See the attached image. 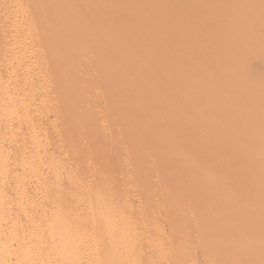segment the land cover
I'll return each instance as SVG.
<instances>
[{"label": "bare ground", "instance_id": "1", "mask_svg": "<svg viewBox=\"0 0 264 264\" xmlns=\"http://www.w3.org/2000/svg\"><path fill=\"white\" fill-rule=\"evenodd\" d=\"M130 33L137 37L129 42ZM175 92L176 99L167 97ZM184 121L197 133L212 122L227 140L209 150L191 139L189 153H177L178 143L173 152ZM141 124L168 127L154 141L160 151L171 149L169 158L178 155L164 163L177 174L153 181L132 169L117 176L120 164L109 152L124 146L140 155L152 126L147 141L122 139L143 136ZM87 139L93 156L73 155ZM103 149L110 157L94 159ZM211 168L227 179L215 184L203 172ZM136 183L153 188L135 191ZM241 188L249 195L236 199ZM263 194L264 0H0V264H175L183 246L162 248L166 239L150 225L226 216L233 231L251 210L256 216L236 225L238 246H227V254L236 253L232 264H264V253L249 247ZM180 195L194 207L163 209ZM154 201H164L161 212L143 210ZM215 247H205L212 262L222 259Z\"/></svg>", "mask_w": 264, "mask_h": 264}, {"label": "rangeland", "instance_id": "2", "mask_svg": "<svg viewBox=\"0 0 264 264\" xmlns=\"http://www.w3.org/2000/svg\"><path fill=\"white\" fill-rule=\"evenodd\" d=\"M21 6L23 7V6H25V4H21ZM82 20H84V19H82ZM81 20V21H82ZM85 21H87V20H85ZM87 22H89V21H87ZM90 23H92V21H90ZM33 24V25H32ZM31 26H33V27H36V26H40L39 25V22H34V23H31L30 24ZM111 30V29H110ZM113 31V30H112ZM97 32V34H99V32H100V30H98V31H96ZM102 33V31L100 32V34ZM130 39H128L129 40V42L130 41H134V39H136V37H137V33H130ZM88 39V37H86V35H85V37H84V39ZM131 38H133V39H131ZM128 43V42H127ZM68 68V67H67ZM64 69V68H63ZM65 69H66V67H65ZM192 84H193V81L191 82ZM187 84H189V82L187 83ZM184 85H185V83H184ZM68 90V89H67ZM64 91H66V88H64ZM176 93V94H175ZM174 93V95H173V93L172 94H169L167 97L168 98H170V99H176L177 98V95H178V92H175ZM56 95H57V92H56V94L55 93H51V94H48L46 97L47 98H50V97H55L54 99H56L57 97H56ZM171 96V97H170ZM175 96V97H174ZM174 97V98H173ZM204 114V116L207 118V116H208V112H204L203 113ZM204 117V118H205ZM204 118H202L203 120H204ZM177 119H178V117H177ZM201 119V118H200ZM200 119H198V120H195V122H199V123H197V125H199V124H201L202 122H203V120L201 121ZM190 121V120H189ZM201 121V122H200ZM188 122V121H187ZM144 124V123H143ZM179 124L180 125H178V126H187V123H185V121H184V124L182 123V125H181V123L179 122ZM207 124V125H206ZM205 125H204V128L203 129H201V131L200 132H196V130H197V128H196V130L194 131V129H195V127H193V126H195V125H192V127L190 128V127H188V129H186L187 127L185 126V127H183V129H182V135L180 136H177V138H176V140L174 141V145L173 146H171L172 148V151H173V149H174V151L173 152H175L176 151V148L175 147H177V149H178V144L180 145V148H179V150L177 151V153L179 152L180 153V151H181V149L183 150V151H181V153H184L185 152V150H187L186 148H185V144H187V145H191V146H194L193 144H194V142H192V140L193 141H196L195 142V144L197 143V140L198 141H200L199 139H201V140H204V141H202L203 143H201V145H206L207 147H208V145H210V144H212V145H210V148L212 149V147L213 148H216V147H220L219 146V144H221V142L224 140V139H226L227 140V137L226 138H224L225 137V133H224V135H223V131H221L222 129H221V127L219 126V127H217V125L216 124H212V122H210L209 124L208 123H206ZM211 124V125H210ZM166 125V124H165ZM208 125H210V128H208L207 126ZM149 126H150V124H146V127H145V125L143 126L142 124L140 125V129H141V131H144V130H146V132L144 131V133H143V136H142V133H139V132H133L132 134H134L133 136H131V137H129V136H126V137H128V138H124V139H122L125 143L126 142H128V144L131 142L132 144H135V143H137L138 141L136 140V142L134 141H132L133 139H138V140H140V139H144V138H146V137H148L150 134H152V132H151V129L153 128V132H155L154 134H152L151 136H149V137H151V140H149L148 141V144H146V147H145V149L143 150V151H141V152H139V153H141L140 155H137L138 154V152L137 153H135V152H132V153H127L126 151H122V148L124 147H122V146H117L116 148H115V151L113 150V151H111V152H109V153H111L110 154V156L112 157V158H110V159H113L114 160V162L115 163H117V165L118 164H120V165H118V166H120L119 168V171L117 172V176L118 177H120L122 174H124L125 172H127V170L129 171V170H135V172H138V170H139V172H142V173H144L146 176H147V178L148 177H150V178H148V180H153V181H159V179L161 180L162 178H163V180L164 179H166V178H169V177H172V176H174L175 174H177L176 172V170H175V168H173V167H171V166H169V163H168V167H166V165L164 164V163H166L165 161L167 160V162H170V161H172L173 159L175 160V157H176V160L178 159V155H174V156H170V158H169V156H167L166 154L167 153H171V149H169V148H167L166 150L164 149V150H162V151H160V149H157V146H156V142L155 141H158V140H162V139H164L165 138V133H166V131H168L169 129H168V127H167V129H164L166 126H163V125H161L162 127H164V128H162L160 125H159V127H161V128H159V127H157V129H156V127H154L152 124H151V126H152V128H151V126H150V128H149ZM178 126H176V127H178ZM191 126V125H190ZM192 128H194V129H192ZM205 128H207V129H205ZM221 130H220V129ZM150 129V130H149ZM156 131H155V130ZM70 130V129H69ZM72 130V129H71ZM70 130V131H71ZM148 130L151 132H148ZM193 131H194V133H193ZM203 131H204V134H202L203 133ZM185 132V133H184ZM147 133H149V134H147ZM199 135L197 138H196V136H197V134ZM97 134V133H96ZM100 133H98V135H99ZM131 134V135H132ZM190 134H191V136L193 135V134H196V136L194 135V138L196 139H194V138H192L191 136H190ZM98 135H96V136H98ZM146 135V136H145ZM200 135H201V137H200ZM100 136V135H99ZM101 136H102V134H101ZM138 136V137H137ZM205 137V139H204V137ZM156 138V139H155ZM187 138H190V140H187ZM203 138V139H202ZM91 139V138H90ZM181 139V140H180ZM192 139V140H191ZM223 139V140H222ZM155 140V141H154ZM86 141V140H85ZM82 142V146L80 147V149L78 150V149H75V151H73V155L74 154H77V155H79L80 153V155L79 156H89V153H91V152H93V150H91L92 148H93V146L95 147V145H94V141L93 140H91V141H89L88 139H87V142ZM93 141V142H92ZM144 141H145V139H144ZM146 141H147V138H146ZM154 141V142H153ZM192 142V143H189V142ZM150 142L152 143V144H150ZM154 143V144H153ZM176 143V144H175ZM178 143V144H177ZM205 143H208V144H205ZM150 144V145H149ZM183 144V145H182ZM88 145V146H87ZM91 145V146H90ZM149 147H148V146ZM216 145V146H215ZM90 146V147H89ZM152 146H154V148L152 147ZM156 146V147H155ZM182 146V147H181ZM205 146V147H206ZM92 147V148H91ZM204 147V146H203ZM224 147H227V145H225ZM79 148V147H78ZM159 148H162V147H159ZM183 148H185V150L183 149ZM188 148L189 149H192V147L190 148V146H188ZM210 148L208 147V149L210 150ZM117 149H119V150H117ZM124 149V148H123ZM154 149V150H153ZM187 150L186 151V153H189L188 151H190V150ZM87 150V151H86ZM91 150V151H90ZM121 150V151H120ZM156 150H158V151H156ZM170 150V151H169ZM213 150V149H212ZM101 151V152H100ZM100 151H96V152H98V155L96 156V157H93L94 159H100V161L101 160H103V158H106V157H110L108 154H106L105 152H107L108 153V150L106 151V149H103V150H100ZM103 151V152H102ZM156 151V152H155ZM159 151H160V153H159ZM86 154H85V153ZM112 152H113V154H112ZM167 152V153H166ZM191 152H192V150H191ZM94 153V152H93ZM93 153H91V155L93 154ZM84 154V155H83ZM97 154V153H96ZM115 154V155H114ZM157 154V155H156ZM158 154H161V155H159V157H158ZM168 154V155H169ZM114 155V156H113ZM157 157H156V156ZM93 156V155H92ZM129 156V157H128ZM156 158H155V157ZM167 156V157H166ZM128 157V158H127ZM154 157L156 160H158V158H159V161L157 162L155 159H152V158ZM109 159V158H108ZM109 159V160H110ZM106 160V159H105ZM152 160V161H151ZM155 160V161H154ZM164 160V161H163ZM111 161V160H110ZM163 163V164H154L153 165V163ZM148 163H150V164H148ZM167 164V163H166ZM142 165V166H141ZM158 165V166H157ZM163 165H165V167H163ZM149 167V168H148ZM161 167H163L164 169H162ZM140 168L142 169V170H140ZM143 168H144V170H143ZM118 169V168H117ZM116 169V170H117ZM124 172H123V171ZM217 169L216 168H211V170H204L203 172L205 173L206 172V174H210V176L211 177H213V175H214V179L215 180H213L214 181V183L215 184H219L218 183V181H221V182H224L227 178H226V176H224L225 175V173L224 174H222V172H219V170L218 171H216ZM123 173H122V172ZM146 172V173H145ZM147 172H149V173H147ZM215 172H216V174H215ZM218 172V173H217ZM118 173H119V175H118ZM122 173V174H121ZM222 174V175H221ZM123 176V175H122ZM241 176H243V177H241ZM247 176L249 177V175L248 174H242V175H240V176H238L237 178H247ZM222 178V179H221ZM225 179V180H224ZM147 182V181H146ZM220 182V183H221ZM148 184V183H147ZM147 184H138L137 185V183H136V185H135V187L134 186H132L131 188H133L134 187V190L135 191H146V189L148 188V189H152L153 188V185H151L150 183V185L148 184V186L146 187V185ZM144 188V189H143ZM141 189H143V190H141ZM245 190L244 188H241V189H239L235 194V198L236 199H240V198H242L241 196L243 195V197H246V196H248L249 194H247L248 192H246V190L245 191H243V190ZM241 191V192H240ZM165 192H169V190H167V191H165ZM245 192V193H244ZM238 193V194H237ZM181 196H183V195H180V196H178V197H175V198H170V201H169V199H168V201L166 200H164L166 203H164V207H163V209L165 210L166 208V206L168 207V206H172L171 208H169V210L168 211H170V210H172V211H174V210H176V209H178V206L180 205V204H178V203H181V204H183V205H181V207L178 209L179 211L180 210H182V212L183 213H186L193 205L192 204H187L186 202H187V198H182ZM263 196H264V194H263ZM184 197V196H183ZM199 197H202L203 198V195L201 194V195H199ZM238 197V198H237ZM168 198V197H167ZM166 198V199H167ZM182 199V200H181ZM201 199V198H200ZM264 198H262L261 197V201L259 202V205L260 204H262V205H260L261 207H259L260 209H264V200H263ZM164 201H158V204L156 203L155 204V201L154 202H151L150 203V205L148 204V205H146V208H145V205H143L144 207H143V210H145V211H150L151 209H152V211H162L163 209H162V206H163V202ZM175 201L177 202V203H175ZM179 201V202H178ZM201 201V200H200ZM203 201V200H202ZM174 204L175 206H173L172 204ZM161 204H162V206H161ZM165 204H167V205H165ZM170 204V205H169ZM224 204V205H223ZM227 201L225 202V203H222V206L223 207H227ZM157 205V206H156ZM186 205H188L187 207H188V209H187V211H185L186 209H185V206ZM192 205V206H191ZM202 205V204H201ZM141 206H142V204H141ZM204 205H202V206H200V209L205 213V214H207L208 212H209V210L210 209H208V208H206V206L205 207H203ZM158 207H161V209H159ZM186 207V208H187ZM194 207V206H193ZM201 207H203V208H201ZM156 208H157V210H156ZM176 208V209H175ZM256 208V207H255ZM168 209V208H167ZM185 209V210H184ZM196 209V208H195ZM201 210H199V211H201ZM206 210H207V212H206ZM210 212H211V210H210ZM257 212V210L256 211H254V210H251V211H249L248 213H244V214H242V216H239V218H241L242 220H245L246 218H248V216L249 217H252V216H256V213ZM251 213V214H250ZM227 214V213H226ZM245 215V216H244ZM260 216V217H259ZM214 217V216H213ZM215 218V217H214ZM238 218V219H239ZM258 218H261L262 219V221L264 222V213L263 214H261V215H257V219ZM182 218H172V220H170V222H169V220H168V225H166V223H167V220H158L159 222H161L160 224L161 225H159V222H157L156 224L155 223H153V225H150V226H152L153 228L155 227V230L157 231V235H159L160 236V234H161V237H163V238H165L166 239V241H167V244H165L164 246H161L162 248H168L169 246L171 247H169L170 248V250H174V249H177V248H179L180 249V247H177V246H183V247H181V249H183V251L182 250H180V255H177V257H179V258H177L176 259V261H175V264H218L219 262H221L220 264H229L230 262H231V264H232V261H233V259H235L232 255L233 254H236V253H232V255L231 254H227V246H228V251H230L229 250V248L230 247H237L236 246V244L238 243V240L236 239V238H234V236L233 235H235L234 234V232H236V230H237V228H238V230H239V228H242V226L241 225H244V223H240L239 224V222L240 221H242L241 219H239L240 221L238 222V220H236V222H234V225H233V227H234V230L232 231V229H230V231L228 230L227 231V229H225V228H227V221H229L228 220V218H226V216H223L222 217V219H220V218H215L214 220H215V222L212 220V221H207V219H204V220H199L198 218V220L200 221V222H198V221H194V222H191V221H193V220H191V221H189L188 222V220L186 219H182V220H185L186 222H183L182 220H181ZM213 219V218H212ZM180 220V221H179ZM190 220V219H189ZM221 220V221H220ZM225 220V221H224ZM181 222L180 223V225L181 224H183L184 225V227L182 226V228H178V226L179 227H181L178 223L176 224L175 222ZM224 221V222H223ZM262 221H259V219L258 220H256V227H255V229H253V230H251V232H250V235H252L253 237V239H252V241H251V243L253 244H251L250 243V245H249V247H250V249H251V251H257V250H259V252H261V253H264V224L263 223H260V222H262ZM218 222H219V226L221 225V227L222 228H217L216 229V231L215 232H213V230H215V228H216V225L218 224ZM165 223V224H164ZM173 223H175V224H173ZM211 223V224H210ZM213 223L215 224L214 226H213ZM146 224H148V222L146 223ZM158 224V225H157ZM208 224H210V225H212V227L213 228H211V226H208ZM237 224H239L238 225V227L236 226ZM159 226V227H158ZM161 226V227H160ZM166 226V227H165ZM177 226V228H178V230H179V232L177 233L175 230H174V228ZM218 226V225H217ZM263 226V227H262ZM159 228V231H158V228ZM164 227V228H163ZM207 227H210L211 229H212V231L210 232V230L207 228ZM237 227V228H236ZM157 228V229H156ZM203 228H205V229H203ZM176 229V228H175ZM209 230V233H207V231ZM225 229V230H224ZM165 230V231H164ZM176 232V236H175V234H173V232L174 231ZM177 230V229H176ZM205 231V232H204ZM231 231H232V233H231ZM163 232V233H162ZM172 232V233H171ZM183 234H182V233ZM261 234H260V233ZM170 233H171V237L169 236L170 235ZM205 233V234H204ZM211 233V234H210ZM259 233V234H258ZM155 234H156V232H155ZM172 234H173V236H172ZM185 234V235H184ZM205 235L204 237H203V235ZM180 235H182L181 237H180ZM208 235V236H207ZM230 235V236H229ZM178 236V237H177ZM233 236V238H231L230 239V237H232ZM259 236V237H258ZM168 237H169V239H168ZM176 237V238H175ZM183 237V238H182ZM202 237V238H201ZM263 237V238H262ZM172 238V239H171ZM179 238V239H178ZM204 238V239H203ZM262 238V239H261ZM171 239V240H170ZM258 240V242L256 241V240ZM169 240V241H168ZM232 240V241H231ZM172 241V242H171ZM227 241H228V244L229 245H227ZM236 241H237V243H236ZM254 241V242H253ZM255 241H256V243H255ZM168 242H170V243H168ZM192 242V243H191ZM234 242L236 243V244H234ZM172 243V244H171ZM169 244V245H168ZM172 246H171V245ZM179 244V245H178ZM208 244H210V246H216L215 248H213L214 250H215V252H216V249H217V253H218V256L220 257L221 255H222V259H221V261H220V258L218 259V257L212 262V260L213 259H211V260H209V253H210V251H208L205 247H207V245ZM232 244H234V245H232ZM254 244H256V245H254ZM166 245H168V247H166ZM189 245V246H188ZM193 245V246H192ZM230 245H232V246H230ZM259 245V247H257ZM188 246V247H187ZM262 246V247H261ZM189 247H191L192 249H194V256H193V254H192V252H193V250H190L189 251V253L190 254H192V255H187L186 254V251H188V248ZM255 247V248H254ZM187 248V250H185ZM190 248V249H191ZM151 250V249H150ZM153 250V249H152ZM151 250V251H152ZM218 250H220V254L221 255H219V251ZM176 251V250H175ZM192 251V252H191ZM222 251V252H221ZM263 251V252H262ZM182 252V253H181ZM183 252H185L184 254H183ZM209 252V253H208ZM188 253V252H187ZM166 254V253H165ZM143 255H144V253H143ZM228 255H231L232 257H230L229 258V256ZM193 256V257H192ZM227 256H228V258H227ZM185 260H184V259ZM193 258V259H192ZM202 258V259H201ZM182 259H183V261H182ZM190 259V260H189ZM192 259V260H191ZM228 259V260H227ZM179 260H181V262L179 261ZM219 260V261H218ZM178 261H179V263H178ZM188 261H190V262H188ZM223 261V262H222ZM235 261H236V259H235ZM234 261V262H235ZM245 262L244 261H241V262H239V261H237V264H244ZM235 264V263H234ZM246 264H248V263H246ZM255 264V263H254Z\"/></svg>", "mask_w": 264, "mask_h": 264}]
</instances>
